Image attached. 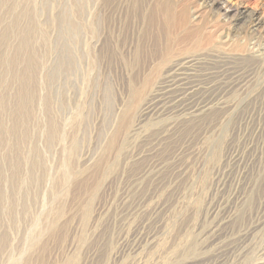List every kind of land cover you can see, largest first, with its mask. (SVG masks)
Returning a JSON list of instances; mask_svg holds the SVG:
<instances>
[{
  "label": "rangeland",
  "instance_id": "1",
  "mask_svg": "<svg viewBox=\"0 0 264 264\" xmlns=\"http://www.w3.org/2000/svg\"><path fill=\"white\" fill-rule=\"evenodd\" d=\"M0 264H264V0H0Z\"/></svg>",
  "mask_w": 264,
  "mask_h": 264
},
{
  "label": "bare ground",
  "instance_id": "2",
  "mask_svg": "<svg viewBox=\"0 0 264 264\" xmlns=\"http://www.w3.org/2000/svg\"><path fill=\"white\" fill-rule=\"evenodd\" d=\"M147 113L144 111L143 112V114L141 115V117H140V119H141V121L144 119V117H145V115H146ZM107 190V189H106ZM106 190H105V193H106ZM175 192V190L172 192V194ZM103 205V204H102ZM103 211V208H101V206L100 205H98V208L96 209V211H95V218H97L100 214H101V212ZM153 212V211H152ZM94 220V219H93ZM100 238V237H99Z\"/></svg>",
  "mask_w": 264,
  "mask_h": 264
}]
</instances>
